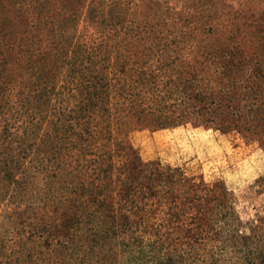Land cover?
<instances>
[{
    "label": "rangeland",
    "instance_id": "rangeland-1",
    "mask_svg": "<svg viewBox=\"0 0 264 264\" xmlns=\"http://www.w3.org/2000/svg\"><path fill=\"white\" fill-rule=\"evenodd\" d=\"M59 108L101 161L112 264H264V0H0V148L45 149Z\"/></svg>",
    "mask_w": 264,
    "mask_h": 264
},
{
    "label": "trees",
    "instance_id": "trees-1",
    "mask_svg": "<svg viewBox=\"0 0 264 264\" xmlns=\"http://www.w3.org/2000/svg\"><path fill=\"white\" fill-rule=\"evenodd\" d=\"M69 71L78 70L72 68ZM83 81H86L85 77L80 84ZM82 119L84 117L67 113L61 108L55 109V122H49L52 130L44 138L50 139L45 149L37 145L36 137L28 144L26 130L21 137H6L5 142H10L11 150L14 148L12 144L18 142V153L14 157L13 153L8 154L0 148V184L9 179L10 185H16L12 188L16 191L11 194L14 201L21 203L25 197V200L29 198V204L18 205L13 219L18 226L16 247L7 250L0 239V262L113 263L116 252L110 242L114 234L112 203L109 195L101 190L100 174L97 172L101 161L99 168L89 167L84 156L90 153L89 148L83 143V136L74 130L76 123H81ZM74 133L77 139L72 138ZM25 159H29L28 164ZM39 179L42 185L36 186ZM38 202L51 210L46 219H37L33 215L39 208ZM26 227L30 229L26 230Z\"/></svg>",
    "mask_w": 264,
    "mask_h": 264
}]
</instances>
